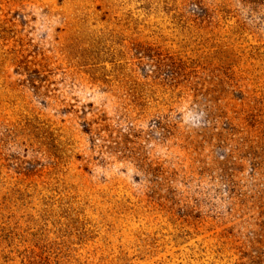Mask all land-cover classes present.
Here are the masks:
<instances>
[{
  "label": "rangeland",
  "instance_id": "obj_1",
  "mask_svg": "<svg viewBox=\"0 0 264 264\" xmlns=\"http://www.w3.org/2000/svg\"><path fill=\"white\" fill-rule=\"evenodd\" d=\"M0 264H264V0H0Z\"/></svg>",
  "mask_w": 264,
  "mask_h": 264
}]
</instances>
